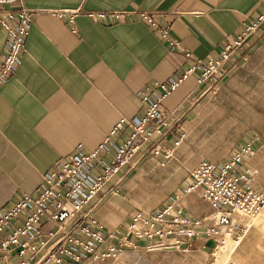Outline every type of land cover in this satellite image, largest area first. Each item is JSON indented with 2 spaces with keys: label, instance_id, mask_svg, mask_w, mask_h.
Returning <instances> with one entry per match:
<instances>
[{
  "label": "crops",
  "instance_id": "obj_1",
  "mask_svg": "<svg viewBox=\"0 0 264 264\" xmlns=\"http://www.w3.org/2000/svg\"><path fill=\"white\" fill-rule=\"evenodd\" d=\"M21 8L33 13L29 35L19 66L0 86V210L33 194L59 160L97 148L120 119L140 117L143 93H159L160 84L179 76L194 60L217 57L221 46L261 13L264 0H15L11 7ZM56 11L74 12V19H59L53 15ZM143 13L153 14L158 26L169 30L167 40L141 18ZM170 42L178 44V51ZM6 43L0 24V60ZM234 83L236 91L242 88L251 97H264V23L225 68L221 99L233 96ZM202 97L193 74L160 105L171 119L163 138L155 141L172 150L171 161L178 162L187 152L196 124L217 114L207 103L199 108ZM197 99L199 105L193 107ZM242 103L241 113H256L253 105ZM252 145L258 147L254 141ZM239 146H231L228 155ZM263 148L260 145L254 155ZM150 149L142 148L132 165L91 202L81 225L94 221L112 232L127 226L135 213L159 208H120L123 179L142 164L163 159ZM224 159H202L190 172L201 162L218 165ZM190 172L170 200L177 198L176 204L191 218L211 219L215 210L199 192L183 194ZM251 186L256 188L253 182ZM52 229V224L42 227L44 234ZM244 238L229 255L234 264ZM216 241L199 237L186 247L211 257Z\"/></svg>",
  "mask_w": 264,
  "mask_h": 264
},
{
  "label": "built area",
  "instance_id": "obj_2",
  "mask_svg": "<svg viewBox=\"0 0 264 264\" xmlns=\"http://www.w3.org/2000/svg\"><path fill=\"white\" fill-rule=\"evenodd\" d=\"M15 0H0V24L7 43L0 60V86L19 66L29 35L31 16L27 9L13 10ZM59 19H74V12L56 11ZM100 17L102 15H99ZM141 18L160 36L168 39L169 30L160 28L153 14ZM264 23V8L252 21L243 24L230 41L224 43L217 57L194 60L181 74L158 86L159 93L141 95L142 115L133 120L120 119L94 150L80 151L59 160L46 173L31 195H24L0 210V264H83L99 256L115 255L122 250L171 246L185 248L199 237H215L217 244L223 231L237 242L250 226L234 222V217L256 218L264 209V189L250 184L246 162L254 153L252 142H246L220 164L199 163L189 174L183 194L199 192L215 211L211 219L191 218L176 203L178 199L150 213L137 212L127 226L110 232L94 221L81 225L86 209L98 198L142 148H151L154 157L169 158L160 147L163 129L170 114L161 112L162 102L191 75H197L201 96L216 94L225 68L235 54L246 46ZM171 47L179 49L175 42ZM180 52V50H179ZM190 58L187 52H182ZM121 141L118 143V140ZM52 224L44 234L42 227ZM17 258V262L12 259Z\"/></svg>",
  "mask_w": 264,
  "mask_h": 264
},
{
  "label": "rangeland",
  "instance_id": "obj_3",
  "mask_svg": "<svg viewBox=\"0 0 264 264\" xmlns=\"http://www.w3.org/2000/svg\"><path fill=\"white\" fill-rule=\"evenodd\" d=\"M219 90L220 86L216 94L203 95L200 99L204 101L200 105L199 99L193 102V107L199 105V108L207 103L217 114H212L203 122L196 124L195 130H192L195 138H188L190 147L180 156L178 162L171 161L174 153L172 154V150L168 149L169 158L154 160L155 162L148 161L123 179L124 182L121 184L123 189L119 194L120 208L147 211L160 207L171 201L173 193L178 191L187 174L200 160L226 159L231 146L241 145L244 142L254 141L258 147L264 146V97H261L260 93L251 97L250 91L237 88L240 98L235 99L234 94H237L235 83L231 90L233 96L227 99L220 98ZM242 102L253 105L256 113H241ZM252 156L248 159L250 184L253 182L256 188L259 186L260 189H264V148L255 155L253 153ZM234 222L246 227L250 226L244 234L245 238L234 260L237 264H264V209L256 218L237 214ZM234 241L230 233L223 231V237L217 244L218 248L211 257H206L196 252L195 248L188 247L183 249L171 246L148 249L136 247L122 250L115 255L99 256L83 264H234L229 258L236 245Z\"/></svg>",
  "mask_w": 264,
  "mask_h": 264
}]
</instances>
